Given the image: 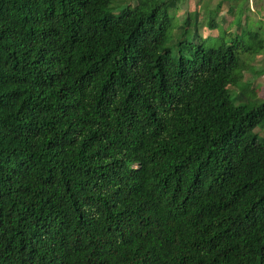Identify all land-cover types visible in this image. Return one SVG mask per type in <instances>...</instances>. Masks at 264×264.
<instances>
[{
  "label": "trees",
  "instance_id": "obj_1",
  "mask_svg": "<svg viewBox=\"0 0 264 264\" xmlns=\"http://www.w3.org/2000/svg\"><path fill=\"white\" fill-rule=\"evenodd\" d=\"M111 1L0 0V264H264V22Z\"/></svg>",
  "mask_w": 264,
  "mask_h": 264
},
{
  "label": "rangeland",
  "instance_id": "obj_2",
  "mask_svg": "<svg viewBox=\"0 0 264 264\" xmlns=\"http://www.w3.org/2000/svg\"><path fill=\"white\" fill-rule=\"evenodd\" d=\"M119 1L112 0L109 5L114 12H117L126 3L134 4L135 2V0H123L122 3ZM238 1L240 0H184L176 9L167 8V14L172 17V20L175 19L177 22H181L186 13H190L195 9L199 19L198 33L202 37H209L206 42L204 41L205 44L213 45L216 43L215 38L219 40L222 38L216 37L221 30L226 34L238 31V28L232 23L235 14L229 12L230 5L234 8ZM216 5H218L217 8ZM245 5L248 6L249 10L244 11L243 15L239 16V20L244 21L245 19L242 18L245 15L244 13L249 14L248 20L251 29H255L259 22H264V0H243L242 7ZM213 8L216 10V14L214 13L212 18L218 24L219 29L209 31L204 24L209 16V11ZM187 38L192 40L189 33ZM245 60L246 64L239 72L240 83L230 85L229 91L230 95L234 96L236 100L255 105L264 101V49L257 54L246 56ZM252 133H256L259 137L262 135V131L258 126L253 129Z\"/></svg>",
  "mask_w": 264,
  "mask_h": 264
}]
</instances>
